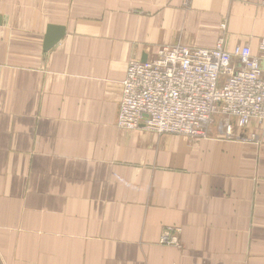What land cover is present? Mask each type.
I'll return each mask as SVG.
<instances>
[{
    "label": "crops",
    "instance_id": "1",
    "mask_svg": "<svg viewBox=\"0 0 264 264\" xmlns=\"http://www.w3.org/2000/svg\"><path fill=\"white\" fill-rule=\"evenodd\" d=\"M221 36L261 57L264 0H0V264H264V139L116 125L130 59Z\"/></svg>",
    "mask_w": 264,
    "mask_h": 264
},
{
    "label": "built area",
    "instance_id": "2",
    "mask_svg": "<svg viewBox=\"0 0 264 264\" xmlns=\"http://www.w3.org/2000/svg\"><path fill=\"white\" fill-rule=\"evenodd\" d=\"M259 49L261 57L247 44L226 49L221 36L211 47L164 45L146 61L130 59L116 125L190 140L212 133L242 140L251 134V140L257 139L253 131L264 134V37ZM175 228L167 227L160 242L174 243L169 230Z\"/></svg>",
    "mask_w": 264,
    "mask_h": 264
},
{
    "label": "water",
    "instance_id": "3",
    "mask_svg": "<svg viewBox=\"0 0 264 264\" xmlns=\"http://www.w3.org/2000/svg\"><path fill=\"white\" fill-rule=\"evenodd\" d=\"M65 35V27L63 25L48 24L43 37L42 50L48 51L56 45ZM141 61H146V56H142ZM245 136V132L241 133L240 138Z\"/></svg>",
    "mask_w": 264,
    "mask_h": 264
},
{
    "label": "rangeland",
    "instance_id": "4",
    "mask_svg": "<svg viewBox=\"0 0 264 264\" xmlns=\"http://www.w3.org/2000/svg\"><path fill=\"white\" fill-rule=\"evenodd\" d=\"M134 130V129H133ZM258 137H256L257 139H254V140H251L250 138L251 137H253V136H251V134H248V139L247 140H242V141H244V142H252V143H255V144H257V145H259V144H262V141H263V137H264V134L262 135V133L261 132H259V131H253ZM214 137H218V138H224V137H221V136H214ZM225 139H228V138H225ZM232 140H236V139H232ZM256 140H258V142L256 141ZM239 141V140H238ZM168 227V226H167ZM167 227H164L163 229H162V231H161V233L162 232H164V231H166L167 230ZM170 232H171V237H173V236H175V238H176V240H175V242L174 243H170V244H168V245H178V235H179V233H180V228L179 227H176L175 229H171V230H169ZM163 244V243H162Z\"/></svg>",
    "mask_w": 264,
    "mask_h": 264
}]
</instances>
